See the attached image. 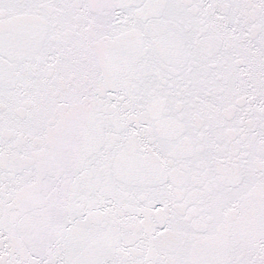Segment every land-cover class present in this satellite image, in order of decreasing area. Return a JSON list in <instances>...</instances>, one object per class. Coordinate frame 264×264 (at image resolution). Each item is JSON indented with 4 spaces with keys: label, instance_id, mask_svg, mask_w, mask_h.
<instances>
[{
    "label": "snow or ice",
    "instance_id": "obj_1",
    "mask_svg": "<svg viewBox=\"0 0 264 264\" xmlns=\"http://www.w3.org/2000/svg\"><path fill=\"white\" fill-rule=\"evenodd\" d=\"M0 264H264V0H0Z\"/></svg>",
    "mask_w": 264,
    "mask_h": 264
}]
</instances>
